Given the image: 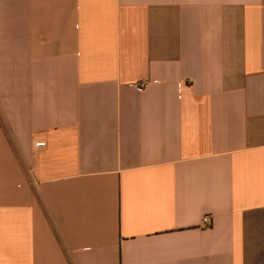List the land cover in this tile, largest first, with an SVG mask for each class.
<instances>
[{
    "label": "crops",
    "instance_id": "0c3cea01",
    "mask_svg": "<svg viewBox=\"0 0 264 264\" xmlns=\"http://www.w3.org/2000/svg\"><path fill=\"white\" fill-rule=\"evenodd\" d=\"M0 264H264V0H0Z\"/></svg>",
    "mask_w": 264,
    "mask_h": 264
},
{
    "label": "built area",
    "instance_id": "2783aa9c",
    "mask_svg": "<svg viewBox=\"0 0 264 264\" xmlns=\"http://www.w3.org/2000/svg\"><path fill=\"white\" fill-rule=\"evenodd\" d=\"M153 83H157V82L155 81ZM147 85H148V82H137V83H133L132 84V86L138 91H143L147 87ZM178 86H180V84H178ZM44 146H45V144L42 143V142H39V143L35 144V148H42ZM208 223H209V218L205 216L202 219V224L203 225H207Z\"/></svg>",
    "mask_w": 264,
    "mask_h": 264
}]
</instances>
